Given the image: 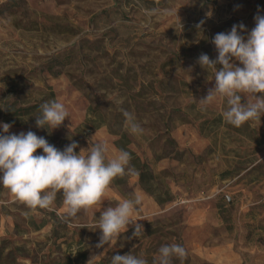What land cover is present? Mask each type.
<instances>
[{
    "label": "rangeland",
    "instance_id": "1",
    "mask_svg": "<svg viewBox=\"0 0 264 264\" xmlns=\"http://www.w3.org/2000/svg\"><path fill=\"white\" fill-rule=\"evenodd\" d=\"M257 15L264 0H0V108L57 99L70 113L53 130L32 119L13 124L21 120L13 116L0 124L61 151L73 141L77 153L106 142L109 159L125 133L172 196L160 204L129 164L134 172L69 222L60 194L51 210H30L0 185V264H87L93 256V264H111L129 253L154 264L158 249L173 243L188 255L172 264H264V117L237 128L223 120L225 99L202 106L215 81L197 63L201 54L217 57L215 34L243 23L246 38ZM124 111L141 136L126 129ZM137 194L144 234L132 237L129 225L111 247L96 248L101 212Z\"/></svg>",
    "mask_w": 264,
    "mask_h": 264
},
{
    "label": "clouds",
    "instance_id": "2",
    "mask_svg": "<svg viewBox=\"0 0 264 264\" xmlns=\"http://www.w3.org/2000/svg\"><path fill=\"white\" fill-rule=\"evenodd\" d=\"M165 14L173 13L165 10ZM202 24L203 21L197 27ZM244 31L245 25L239 23L228 32L215 34L211 42L217 57L211 59L201 54L197 60L202 68L212 70L215 81L206 97L199 100L200 104L207 106L217 97L225 99L228 107L222 113L223 120L237 128L249 121L259 122L264 117V15L255 17V27L246 38L241 34ZM217 65L221 67L217 69ZM39 110L40 115L35 116L38 128L57 129L70 118L65 104L57 99L42 103ZM123 115L129 133L141 136L144 129L135 116L128 111ZM11 127L10 123L0 124L3 131L0 134V185L30 210H51L60 194L64 218L72 222L82 211L86 213L102 202L116 177L134 172L129 168L131 154L120 149L109 159L106 142L94 141L91 147L81 148L77 153L75 149L79 145L73 141L61 151L31 130L9 134ZM37 149H42L43 154L36 155ZM141 203L142 198L137 194L122 199L115 207L104 209L95 225L100 231L95 247H111L128 231L129 225H134L132 237L144 234L143 225L137 223L141 219L135 217ZM187 255L180 244L162 245L154 264H172L174 257L183 262ZM94 258L87 264H93ZM111 264H148V261L131 253L116 254Z\"/></svg>",
    "mask_w": 264,
    "mask_h": 264
},
{
    "label": "trees",
    "instance_id": "3",
    "mask_svg": "<svg viewBox=\"0 0 264 264\" xmlns=\"http://www.w3.org/2000/svg\"><path fill=\"white\" fill-rule=\"evenodd\" d=\"M51 97H54L53 92H51ZM41 102H36L35 104L31 105L27 108H21L19 110H14L13 112L10 111V108H7V110L3 111L0 108V118L1 117H7V116H13L18 117L21 120L18 121L20 123H14L18 125H27L29 119H32L35 122V116L40 115V105ZM32 117V118H30ZM25 119V120H23ZM13 121V120H12ZM44 130H50L47 127L42 128ZM130 143L128 136L125 133H122L120 135V138L115 142L117 148L123 149L128 151L131 154V166L136 170L138 177H139V184L145 191L151 193L155 196L156 200L162 204L167 201L172 200V196L170 194L169 189L166 187L164 190L159 187V183L157 182L158 177L154 174V172L151 170L150 165L142 161V159L131 149H129L128 144Z\"/></svg>",
    "mask_w": 264,
    "mask_h": 264
}]
</instances>
